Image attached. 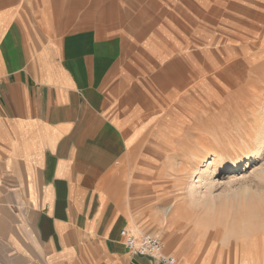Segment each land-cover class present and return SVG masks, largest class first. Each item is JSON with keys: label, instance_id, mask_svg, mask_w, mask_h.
<instances>
[{"label": "crops", "instance_id": "1", "mask_svg": "<svg viewBox=\"0 0 264 264\" xmlns=\"http://www.w3.org/2000/svg\"><path fill=\"white\" fill-rule=\"evenodd\" d=\"M167 1L0 0V264H159L125 249L120 232L139 229L110 174L125 122L147 105L144 83L168 86L175 62L206 50ZM167 223L173 236L187 228ZM244 240L238 258L220 243L209 264H264L259 239Z\"/></svg>", "mask_w": 264, "mask_h": 264}, {"label": "rangeland", "instance_id": "2", "mask_svg": "<svg viewBox=\"0 0 264 264\" xmlns=\"http://www.w3.org/2000/svg\"><path fill=\"white\" fill-rule=\"evenodd\" d=\"M201 1L203 10L201 3L190 7L187 0L167 1L171 10L180 8L188 14L187 18L193 17L190 22H194L199 34L204 33L206 50L204 54L175 62V81L168 86L162 79L144 83L147 105L138 114H130L124 124L128 148L111 171L110 180L117 186L118 197L130 207L134 227L139 229L137 234L157 232L164 242L165 253L180 252L182 257L190 254L195 264L204 259L209 264L219 255L221 244L232 252L221 255L230 261L242 253L236 244L239 239L244 238L243 244L248 246H254L259 239L257 244L264 246V199L262 204L260 201L247 205V210L222 209L211 215L199 209L193 211L188 203L180 202L181 191L175 187L173 177H168L173 161L169 159L170 153L186 139L190 143L179 145L176 155L181 166L192 167L189 164L192 155L204 150H223L230 137L245 136L252 131L254 112L264 105V0ZM253 180L246 174L241 184L253 185L264 197V188ZM223 184L220 180L217 192L229 189ZM167 207L193 216L190 220L196 225L200 222L201 228L198 226L192 235L187 226L180 231L175 229L177 234L171 235L159 222ZM243 213L249 215L244 217ZM255 214L257 219L252 221ZM174 226L173 223L171 227ZM180 226L181 223L176 225ZM226 233L230 243L222 242ZM256 254L250 250L246 256L250 259Z\"/></svg>", "mask_w": 264, "mask_h": 264}, {"label": "bare ground", "instance_id": "3", "mask_svg": "<svg viewBox=\"0 0 264 264\" xmlns=\"http://www.w3.org/2000/svg\"><path fill=\"white\" fill-rule=\"evenodd\" d=\"M254 116L256 117L255 124L250 133L245 136L230 137L229 140L226 141L223 150H204L202 153L192 155L191 160H189V164L192 163V167L181 166V160H178V162L177 159H175L176 157L173 158V161L170 162L172 164L170 174L175 180V187L181 191L180 195L183 199L180 200V202L188 203V206L191 207L192 210H203L211 215L218 214L222 209L237 210L244 208L247 210L248 207L245 208L247 205L259 203L261 199H264V197L255 190L253 185L241 184L243 176L248 174L249 177H253V182L256 181L258 186L262 185L264 188V105L254 112ZM234 140L239 142V144L237 145L234 143ZM246 140L248 141L247 143H245ZM186 159L188 160V157ZM220 180L224 182L223 185L229 188L228 190L217 192L222 185H220ZM233 186H238V188H233ZM251 213L250 211L249 214ZM161 216L159 220L160 224L163 225V223L165 224L168 222L166 225L167 227H171L173 222H176V225L179 226L183 221L187 223H185L188 226L187 230L192 232L197 230L198 226H200L199 228L202 226L199 224L200 222L196 225L193 220H190L192 219L190 217L193 216L188 215L186 212L173 209L172 207L164 209ZM246 216L244 215V217ZM256 219L257 216L255 214V219L252 221ZM232 223L234 224V222ZM182 225L183 224H181L180 228ZM245 228L246 227L241 228L240 226V229ZM227 231L229 232V230ZM227 236L229 235L226 233L222 237V242H231V240L228 239L230 237Z\"/></svg>", "mask_w": 264, "mask_h": 264}, {"label": "built area", "instance_id": "4", "mask_svg": "<svg viewBox=\"0 0 264 264\" xmlns=\"http://www.w3.org/2000/svg\"><path fill=\"white\" fill-rule=\"evenodd\" d=\"M123 245L131 255H139L154 259L159 264H178L175 256L165 253L162 239L151 232L136 234L122 230Z\"/></svg>", "mask_w": 264, "mask_h": 264}]
</instances>
